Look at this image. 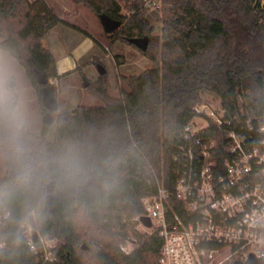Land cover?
Returning a JSON list of instances; mask_svg holds the SVG:
<instances>
[{
  "label": "trees",
  "instance_id": "1",
  "mask_svg": "<svg viewBox=\"0 0 264 264\" xmlns=\"http://www.w3.org/2000/svg\"><path fill=\"white\" fill-rule=\"evenodd\" d=\"M95 16L106 14L122 23L116 37L135 47L131 39L149 38L146 51L138 49L151 65L141 75L126 78L129 91L120 98L109 95L107 73L87 87L102 106H82L54 117L45 109L40 135L28 133L32 158L52 161L64 146L76 144L98 169L100 179L79 186L60 182L50 162L43 178L30 189L17 186L16 164L7 147L6 174L0 178V211L10 217L0 225V264H42L27 245L24 225H33L44 238H56L55 263L159 264L162 239L141 234L143 199L157 192L159 182L172 185L177 171L190 164L188 149L200 156L202 147L213 153L212 170H227L238 159L230 150L231 133L244 141L246 154L264 152V0H73ZM160 10L161 33L155 35L149 12ZM62 20L46 0H0V49L25 69L42 100L52 82L62 76L55 56L43 39ZM97 62V61H96ZM99 63H96L98 65ZM81 71V69H79ZM37 72L49 80L38 83ZM81 75L84 73L81 71ZM211 92L221 100V124L207 117L205 130L186 136V128L199 116L194 108L201 94ZM56 125L51 138V128ZM218 139L214 147L211 141ZM200 141V144H196ZM194 165H198L195 160ZM264 166L252 163L254 184L264 188ZM51 193L54 211L44 202ZM182 215L180 205L176 207ZM108 238L109 241L102 240ZM87 248H81V244ZM132 246L129 253L123 248ZM229 264V263H228Z\"/></svg>",
  "mask_w": 264,
  "mask_h": 264
},
{
  "label": "built area",
  "instance_id": "2",
  "mask_svg": "<svg viewBox=\"0 0 264 264\" xmlns=\"http://www.w3.org/2000/svg\"><path fill=\"white\" fill-rule=\"evenodd\" d=\"M194 110L203 114V109ZM223 113H211L217 117L216 124L222 123ZM190 126L186 128L187 139L196 134H191ZM260 130L264 132V124ZM230 138V150L239 156L226 163L227 170H212L214 163L207 160L205 147L200 150L202 161L190 148L189 167L177 171L176 182L171 186L159 182L156 194L143 199V217L150 222V226L146 225L148 234H158L162 239L159 264H235L245 263L250 255L264 260V188L248 179L253 162L264 166V152L255 149L246 154L244 141L235 133ZM261 172L264 174V168ZM9 217L10 212L0 211V225ZM24 229L28 231L24 232L27 245L37 255L39 247L45 248L47 239L38 232L35 240V230L29 225H24ZM6 246V242L0 241V250Z\"/></svg>",
  "mask_w": 264,
  "mask_h": 264
},
{
  "label": "rangeland",
  "instance_id": "3",
  "mask_svg": "<svg viewBox=\"0 0 264 264\" xmlns=\"http://www.w3.org/2000/svg\"><path fill=\"white\" fill-rule=\"evenodd\" d=\"M46 2L54 9L62 20L79 29L77 30L61 24L53 28L43 39L44 45L48 49L55 51V57L57 59H61V55L63 54L72 52L74 55L73 59L77 60V62H75L76 67L74 70L67 72V75L62 76L58 81L52 82L56 87L55 100L58 106L56 114L54 115L55 118L59 114L73 112L78 107L103 105V103L97 100L89 89L84 86V78H86L89 83L98 80L100 74L97 70L96 63L101 64L107 70L109 95L115 99L120 98L122 96V92L129 91L126 81H124V77L130 78L141 75L148 67H150V61L135 47L118 40L115 35L116 32L114 34H107L104 31L99 18L85 6L74 4L73 0H46ZM149 16L151 17V23L155 27V35H160L162 27L160 10H151V12H149ZM87 37L92 39L94 48L80 58L78 54L79 52L75 53L74 49L79 45L78 43ZM78 50L80 51V49ZM15 62L22 74L28 93L30 122L29 131L40 135L44 126L42 100L39 99L37 90L28 79L25 69L17 60H15ZM79 69H81L84 75H81V71ZM200 98L201 100L196 107L203 109V114L197 116L191 122V134L205 130L210 123L206 118L210 117L213 122L214 119H217V117L214 116H218V114L220 115L222 111L221 100L214 93L204 92L201 94ZM211 113H214L215 115L213 116ZM55 128L56 125L54 124L51 128V138ZM217 141L218 139L211 141L208 148L214 147L217 144ZM212 156L213 153L209 150L207 160L212 161ZM5 174L6 157L5 150L3 148V150L0 151V178L4 177ZM139 220L140 218L138 217L130 220L126 219L129 223L137 222L135 229L139 233L148 234V228H146V225L141 220L142 224L140 225ZM26 225L33 228V225ZM24 231H26V229H24ZM46 239L47 242L45 243V248L41 246L37 250L38 262L55 263L56 259L54 256V249L58 246V240L56 238ZM102 240H105L104 243L106 240L109 241L106 237L102 238ZM121 246H128L125 248L127 251H131L132 249V246L127 244ZM81 248L86 249L87 244L82 243ZM225 255L227 254H224V256ZM83 259L88 264H96V260L90 255L83 254Z\"/></svg>",
  "mask_w": 264,
  "mask_h": 264
},
{
  "label": "clouds",
  "instance_id": "4",
  "mask_svg": "<svg viewBox=\"0 0 264 264\" xmlns=\"http://www.w3.org/2000/svg\"><path fill=\"white\" fill-rule=\"evenodd\" d=\"M29 100L22 74L15 60L0 49V151L7 147L10 158L16 164V183L22 190L30 189L43 178V172L54 162L59 180L67 186H79L91 180H99L97 167L82 154L74 143L64 148L49 161L43 158L38 164L32 158V148L28 143Z\"/></svg>",
  "mask_w": 264,
  "mask_h": 264
},
{
  "label": "water",
  "instance_id": "5",
  "mask_svg": "<svg viewBox=\"0 0 264 264\" xmlns=\"http://www.w3.org/2000/svg\"><path fill=\"white\" fill-rule=\"evenodd\" d=\"M98 18L100 20L101 25L104 28V31L107 34H114L116 31H118L122 27L121 21L115 20L106 14L99 15ZM130 43H132L138 49H140L142 51H146L148 48V45H149V38L144 37V38L131 39ZM97 70H98L100 75H105L107 73V70L101 64L97 65ZM37 76H38V83L40 85H47L49 83V80L41 72H37ZM84 82H85L84 86L88 87L89 82L86 80V78H84ZM42 105L45 109H47L51 112H56L58 109L55 97L47 89L43 90ZM44 208L46 211H54V209H55L54 199H53V195L51 193H49L46 197V200L44 202ZM140 220L145 225L150 226V222L146 217H141ZM33 235H34V238L36 240L37 235H38L37 231H34ZM0 261H1V259H0ZM235 264H264V260L258 259L254 255H250L248 260L245 263L237 262Z\"/></svg>",
  "mask_w": 264,
  "mask_h": 264
},
{
  "label": "crops",
  "instance_id": "6",
  "mask_svg": "<svg viewBox=\"0 0 264 264\" xmlns=\"http://www.w3.org/2000/svg\"><path fill=\"white\" fill-rule=\"evenodd\" d=\"M81 42L78 43L79 45L74 49L75 50L74 51L75 53H78L79 52L78 54H79V57L80 58L85 53L87 54L92 48H94L93 41H92V39L90 37H87L86 39L82 40ZM78 49H80V51ZM51 52L55 56V51L54 50L53 51L51 50ZM73 56L74 55L72 54V52H68L66 54L61 55V59H57L55 57V59L57 61V70H58V73L60 75H63L65 73L69 72V71L74 70V68L76 67V63L75 62H77V60H74L73 59Z\"/></svg>",
  "mask_w": 264,
  "mask_h": 264
}]
</instances>
